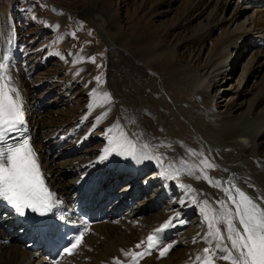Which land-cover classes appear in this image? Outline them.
I'll use <instances>...</instances> for the list:
<instances>
[{
    "label": "bare ground",
    "instance_id": "obj_1",
    "mask_svg": "<svg viewBox=\"0 0 264 264\" xmlns=\"http://www.w3.org/2000/svg\"><path fill=\"white\" fill-rule=\"evenodd\" d=\"M177 2L184 5L177 23L184 37L176 70L162 87L171 107L166 106L156 79L145 71L167 52L165 46L158 40L157 45L128 56L118 46L112 67L117 82L111 86L116 102L109 100L112 92L94 95L90 110L72 123L66 113L34 120L42 101L35 100V92L30 99L23 97L29 76L25 64L17 66L23 52L19 26L14 16L0 10V57L6 64L8 87L19 92L22 116L32 101L37 108L31 115L33 108L26 112L18 135L29 139L46 184L62 202L49 215L51 224L69 217L82 225L76 216L79 207L94 221L102 220L89 227L71 257L54 263L42 247H35L37 238L28 218L0 201V264H127L134 255L126 252L142 253L132 264H203L195 257L203 258L205 247L211 249V264H229L220 259L225 253L216 251L218 241L207 236L209 220L221 211L218 202L233 208L226 192L239 200V190L264 209V0H156L155 5L167 4L164 14L172 12ZM164 23L153 26L141 21L140 30L153 36L144 41H156L157 27ZM244 55L248 57L239 63ZM237 71L235 82L224 86ZM251 78L259 81L250 90ZM229 89L233 90L225 92ZM65 96L57 98L56 107L65 105ZM104 107L105 114L97 115ZM91 118H96L95 126L87 130ZM187 128L192 134L189 130L186 134ZM129 139L152 159L114 152L101 159L106 148L127 146ZM56 150L58 160L49 156ZM66 153L72 156L66 159ZM146 201L150 203L145 206ZM191 214L194 219L189 222ZM218 227L225 237L222 245L230 248L225 225ZM159 233L161 249L169 246L163 255L158 248H148V238ZM7 239L20 244L5 246ZM174 248L178 252L169 255Z\"/></svg>",
    "mask_w": 264,
    "mask_h": 264
},
{
    "label": "rangeland",
    "instance_id": "obj_2",
    "mask_svg": "<svg viewBox=\"0 0 264 264\" xmlns=\"http://www.w3.org/2000/svg\"><path fill=\"white\" fill-rule=\"evenodd\" d=\"M235 1L233 0V3ZM95 2L97 5L89 0H0V10L7 16H14L16 26H19L18 35L22 42L23 52L21 50L22 60L20 59L17 66L25 64L29 76L23 97L30 99L32 92H35V100L42 101L40 115L35 114L36 123L39 120L42 121L44 116L55 117L64 113L67 114L70 123L74 122L73 118L90 110L93 104L92 99L96 95L113 93L111 86L117 81L113 76L112 67L113 61L117 60L118 46L121 47L124 55L128 56L138 49L157 45L158 40L162 47L165 46L167 52L155 58L150 67L145 68V71L161 86H159V91L167 103L166 106L171 107L172 105L162 87L178 65L180 41L184 35L178 31L179 24L177 23L179 22L178 14L183 11L184 5L177 2L172 12L161 14L164 9L166 11L167 4L155 5L156 0H147L145 3L142 0H95ZM230 10L225 12L227 18L231 17ZM144 19L150 21L153 26H159L160 22H165L164 27H157L156 41L154 38L144 41V38L153 37L149 32L145 33L140 30L141 21ZM137 40H141V45L136 44ZM208 47L207 44L205 49ZM188 48H191V45H188ZM245 57L248 56L244 55L238 59L239 63L245 61ZM237 75L238 71L224 86L234 83ZM96 77L100 80L97 81ZM255 81L257 83L259 80ZM255 81L252 78L247 80V89L249 87L252 89ZM61 94H67L68 97L63 98L67 100L65 105L56 107L55 102L62 96ZM113 95L117 97L113 93L109 100L116 102ZM246 98L249 99V96ZM33 103L34 101L23 112V120L26 112L33 108L31 115L37 109ZM105 107L97 115L105 114L104 111L108 107V110L110 109L108 105L106 109ZM95 120L96 118L89 119L85 129L94 127ZM187 130L190 131H188L189 134H192L189 128L185 129V132ZM49 154L51 158L58 160L57 150ZM71 156L72 154L66 153L65 158L68 159ZM209 158L214 160L211 155ZM151 171V169L147 170L144 176H148ZM221 177L222 175L218 179L220 180ZM149 203L150 201H146L144 205ZM138 204V200L135 201L133 208L136 209ZM105 211L109 212V205ZM156 212L158 210L151 211L147 216L150 217ZM193 215H190L189 222L193 221ZM16 241L7 239L4 244L9 246L10 242L14 244ZM166 241L170 243L171 239L167 237ZM17 242L20 244L19 240ZM161 248L162 246L158 248V252L163 250ZM177 250V248L172 249L169 255L175 254Z\"/></svg>",
    "mask_w": 264,
    "mask_h": 264
},
{
    "label": "snow or ice",
    "instance_id": "obj_3",
    "mask_svg": "<svg viewBox=\"0 0 264 264\" xmlns=\"http://www.w3.org/2000/svg\"><path fill=\"white\" fill-rule=\"evenodd\" d=\"M2 61L3 57H0V81H5L0 83V201L12 207L20 216L26 214H37L39 217L54 215L53 210L58 208L62 202L46 184L29 139L21 137L14 140L10 135L23 131L25 122L22 119L19 92L14 87H8L6 64ZM96 79L100 80L99 77ZM13 92L16 93L15 98L12 96ZM111 143L110 139L109 144ZM110 152L133 159H152L143 150L137 151L136 144L131 139L128 140L127 146L117 144L106 148L101 159L103 160ZM226 196L234 207L229 208L224 202H218L221 211L209 220L207 236L218 241L215 244L216 251L224 252L225 254L220 256V259L229 261V264H264V209L239 190H237L239 200L230 191L226 192ZM205 218L208 219L207 214ZM220 223L225 225L230 248L221 243L225 237L218 227ZM164 227H168V224ZM82 236L83 233H80L75 242L66 249L68 254H71L73 249L81 243ZM148 240L151 245L153 237H149ZM168 250L169 246L163 247L161 255ZM210 252L211 249L205 247L203 258L196 256L195 260L203 259V264H211ZM125 255H142V253L126 252Z\"/></svg>",
    "mask_w": 264,
    "mask_h": 264
}]
</instances>
